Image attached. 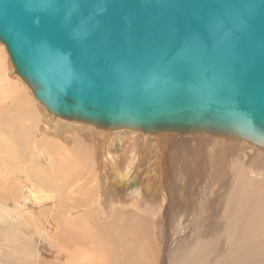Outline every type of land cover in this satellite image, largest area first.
Wrapping results in <instances>:
<instances>
[{
	"label": "water",
	"instance_id": "obj_1",
	"mask_svg": "<svg viewBox=\"0 0 264 264\" xmlns=\"http://www.w3.org/2000/svg\"><path fill=\"white\" fill-rule=\"evenodd\" d=\"M0 43L54 116L264 148V0H0Z\"/></svg>",
	"mask_w": 264,
	"mask_h": 264
},
{
	"label": "rangeland",
	"instance_id": "obj_2",
	"mask_svg": "<svg viewBox=\"0 0 264 264\" xmlns=\"http://www.w3.org/2000/svg\"><path fill=\"white\" fill-rule=\"evenodd\" d=\"M10 65L5 46L0 43V120H6L0 123V264H50L57 247H62L57 242L64 244L62 238L71 244L75 241L76 246L82 242L92 246L91 234L98 241L101 230L91 222L90 215L82 218L83 206L79 204L81 208L73 211L67 206L86 197L87 207L99 206L97 221L110 222L113 212L108 201L114 186L105 180L104 191H95L100 196L96 198L94 189H88L91 185L78 175H87L90 170V165H84L87 159L80 157H87L83 152H92L95 160V144L100 147L102 138L106 143L104 156L109 141V152L113 153L133 137L138 161L128 175L126 190L118 189L119 204L122 211L132 212L135 217L132 225L139 227L142 236L136 233V243L131 247L137 246L139 251L143 248L144 263L264 264L263 150L248 142L214 135L147 136L134 130L119 133L63 120L46 110ZM10 115L18 119L11 122ZM5 124L15 129V144L9 140ZM76 158L79 163L71 164L75 168L71 173L58 163L77 162ZM105 161L103 157L107 167ZM146 182L148 186L143 190ZM40 225L44 229L49 226L44 230ZM113 262L123 264L120 260ZM87 264L94 261L90 259Z\"/></svg>",
	"mask_w": 264,
	"mask_h": 264
},
{
	"label": "bare ground",
	"instance_id": "obj_3",
	"mask_svg": "<svg viewBox=\"0 0 264 264\" xmlns=\"http://www.w3.org/2000/svg\"><path fill=\"white\" fill-rule=\"evenodd\" d=\"M7 52V51H6ZM8 59H9V56H8ZM10 61V60H9ZM11 66V65H10ZM12 68V66H11ZM9 114V113H8ZM7 116V115H6ZM55 117H58V116H55ZM60 118V117H59ZM6 119V117H5ZM9 119H12L11 122H13L14 119H18V116L16 117H13L12 115L9 116ZM63 119V118H61ZM65 120V119H63ZM1 122H5L6 123V120L3 121V120H0V123ZM57 122V121H56ZM77 122V121H75ZM77 124V123H76ZM91 125V124H90ZM3 127V126H2ZM77 127V126H76ZM5 128L7 130V134H8V137H9V140L11 142H14V144L17 142V135L15 133V129L10 127V125L8 124H5ZM4 128V129H5ZM21 129V128H20ZM73 129V128H72ZM116 130V129H114ZM131 130H134V129H131ZM17 131V130H16ZM94 131V130H93ZM106 131V130H105ZM120 133V130L119 128L116 130ZM135 131V130H134ZM21 133V131H20ZM54 133V132H53ZM164 134H171V135H178L176 133H164ZM25 137V136H24ZM112 137V136H111ZM116 137V136H114ZM219 137H222L224 139H228V140H240V141H244V140H241V139H238L236 137H228V136H219ZM93 138V137H92ZM105 138V137H104ZM106 138H110V137H106ZM117 138V137H116ZM132 138V137H131ZM111 139V138H110ZM145 139V138H144ZM106 140V139H105ZM108 140V139H107ZM112 140V139H111ZM134 140L135 138L133 137V139H129L130 143L129 144H126L124 146H122L119 150V152H113V153H110L109 151L110 150V147H109V143H108V147L106 149V151H104V156H103V150L105 148V144L104 143L105 141L103 140L102 138V141H101V144L99 145L100 147L97 146V142L95 144V147L97 148V151L95 150V154L97 152V155L95 157V160L92 158L91 156V153H88L87 152L84 154V152L82 153L83 155H87V157L85 156L84 157H80L79 154H77L80 158H83V159H87V162L85 160L86 163H84V165L87 166L90 165V169L89 172L87 170V175L86 173H78V175H81L83 176V179L85 180V182L88 184V185H91V188H88L89 190H91L92 188L94 189V194L95 196L96 192L100 191V193L102 191H104V184L105 183V180L107 181L108 184H110L111 186H114V188L112 189L111 188V192H112V195L110 196L109 195V201H108V206H109V209L113 212V216H112V219L110 222H107V223H99L96 219V213H100L99 212V206H96V208H92V207H87V201L86 200V197L82 198V199H78L76 200L74 203H71L67 206V210L71 211L72 209H76V207H80V205H82L83 207L81 208L80 212L82 213L81 215L83 216L82 218H87L88 215H90V220L91 222H93V224L95 225V227H97L98 229H100L101 231L99 232V235L100 237L98 236V238H100L98 241H95L93 240V238L96 236L92 235L91 236L93 237L90 242H93L92 246H86L87 245V242H82L81 244L77 245L76 246V243L75 241L72 242L73 244L69 243V241L65 240L67 238H62L61 240L63 241V245H60L58 242L56 245H59V246H62L61 248L57 247L56 251H57V254H56V257L53 259V262H49L50 264H87V261H89L91 259V262L94 261V264H114L113 260L117 261V260H120L122 261L123 264H147L149 261L148 258L147 259V263H144V260H143V255H144V250L143 248H141L142 251H139V247L137 248V246H135L134 248H132V244L135 245L136 243V233L139 234V236H142L140 235V231H139V227H137V225H132L133 222H131L132 218L135 219V217H132L133 214L132 212H124L122 211V209L120 208V191L119 190H126V184H128L127 182L129 181L128 177L132 174L134 168L136 167V162L138 161L136 158H137V154L134 152L135 149H133V143H134ZM9 141V144L7 143L6 145L7 146H10L11 142ZM96 141V140H95ZM94 141V142H95ZM188 141V140H187ZM112 142V141H111ZM246 142V141H244ZM184 143V142H183ZM220 143V142H219ZM249 143V142H248ZM118 144V140L115 139V142H114V146L116 147V145ZM250 144V143H249ZM1 145V144H0ZM93 145V144H92ZM186 145V144H185ZM217 145V144H216ZM252 145V144H250ZM112 146V144H111ZM223 146V145H221ZM255 146V145H253ZM54 147V145H53ZM93 147V146H92ZM261 150L264 151V148L260 147V146H255ZM230 148V147H228ZM76 149V148H74ZM94 149V148H93ZM82 150V149H81ZM134 150V151H133ZM230 150V149H229ZM233 150V149H232ZM258 150V149H256ZM227 151V150H226ZM137 152V151H136ZM183 152V151H182ZM258 152V151H256ZM136 155H135V154ZM220 153V152H218ZM260 153V152H259ZM119 154H121V157L116 159V156H118ZM261 154V153H260ZM66 155V154H65ZM81 155V154H80ZM107 155H109L107 157ZM253 156V155H252ZM262 156V155H261ZM17 157V156H15ZM14 157V158H15ZM103 157H106V161L104 164H107V167H105L103 165ZM79 158V159H80ZM139 158V156H138ZM213 158V157H212ZM248 158V157H247ZM77 160V158H76ZM75 160V161H76ZM94 160V162L92 163V161ZM220 160V159H219ZM52 161V160H51ZM57 161V160H56ZM82 161V160H81ZM258 161V160H257ZM53 162V161H52ZM107 162V163H106ZM57 163V162H56ZM59 165L60 166H63V168L65 166L66 167V170H68L70 173L73 172L75 170V168L73 166H71V164H74V163H79V160H77V162H73V163H68V161H61L59 160ZM250 163V162H249ZM7 164V162H6ZM230 164V163H229ZM228 164V165H229ZM9 165V164H8ZM57 164V166H59ZM16 166H19V165H16ZM55 166V165H54ZM82 166V165H81ZM84 166V168H85ZM264 166V165H263ZM15 167V166H14ZM52 167V166H51ZM78 169V168H77ZM264 169V168H263ZM94 172V173H92ZM53 174V173H52ZM129 175V176H128ZM82 180V179H81ZM229 180V178H228ZM36 185V184H34ZM40 185V184H39ZM83 186V185H82ZM110 186V187H111ZM148 184L147 182L144 184V186L142 187V189L144 190L145 187H147ZM223 186V185H222ZM49 187V186H48ZM47 187V188H48ZM211 188V187H210ZM37 189V188H36ZM119 189V190H118ZM36 192V191H35ZM40 192V191H39ZM77 193V192H76ZM119 196H118V194ZM90 194V193H88ZM98 194V193H97ZM111 194V193H110ZM101 195V194H100ZM106 195V194H105ZM123 195V194H122ZM121 195V196H122ZM53 196V195H52ZM76 196V194H75ZM107 196V195H106ZM70 197V196H69ZM100 196H97L96 198H99ZM219 197V196H218ZM129 197H127L128 199ZM101 200H103V197L100 198ZM99 199V200H100ZM125 199V198H123ZM131 199V198H130ZM126 200L127 202H129V200ZM135 199V198H134ZM138 199V198H136ZM69 200V198H68ZM96 201V200H95ZM137 201V200H136ZM139 203H140V200L138 199ZM98 202V201H97ZM102 203V201H100ZM124 202V201H122ZM99 203V202H98ZM131 203V202H129ZM133 203V202H132ZM97 204V203H96ZM137 204V203H136ZM98 205V204H97ZM103 206V205H102ZM134 207V206H133ZM142 207V206H141ZM140 207V208H141ZM139 208V209H140ZM148 209V208H147ZM150 209V208H149ZM104 210V208H103ZM109 210V211H110ZM129 210V209H128ZM73 211V210H72ZM91 211V212H90ZM105 211V210H104ZM90 214H89V213ZM94 212V214L91 215V213ZM111 212V214H112ZM102 215V213L100 214ZM148 215V214H147ZM152 215V214H151ZM61 216V215H60ZM59 216V218H60ZM77 216V215H76ZM75 216V217H76ZM58 218V217H57ZM73 220V218H72ZM110 220V218H109ZM68 221V220H67ZM71 221V220H70ZM133 221V220H132ZM136 221V220H135ZM72 222V221H71ZM124 222V223H123ZM137 222V221H136ZM39 223V222H38ZM69 223V222H67ZM81 223H84V222H81ZM80 223V224H81ZM89 223V222H88ZM54 224V223H53ZM79 224V223H78ZM92 224V223H91ZM92 224V225H93ZM27 225V224H26ZM39 225V224H38ZM51 225V224H50ZM68 225V224H67ZM87 225V224H86ZM29 226V225H28ZM32 226V225H31ZM40 226H43V225H40ZM47 226L49 225H46V228ZM53 226V225H51ZM65 226V225H64ZM71 226V225H69ZM74 226V225H73ZM81 226V225H80ZM85 226V225H84ZM88 226V225H87ZM55 228L58 229V227L56 225H54ZM75 227V226H74ZM90 226L89 225V228L87 230V233L90 232ZM94 227V226H93ZM94 227V228H95ZM45 228V229H46ZM49 228V227H48ZM53 228V227H52ZM79 228V227H78ZM34 229V228H33ZM43 229H44V226H43ZM44 229V230H45ZM50 229V228H49ZM48 229V230H49ZM63 229V228H62ZM61 229V230H62ZM65 229V228H64ZM70 229V228H69ZM67 229V230H69ZM74 229V228H73ZM76 229V227H75ZM53 230V229H52ZM92 230V229H91ZM51 231V230H50ZM57 231V230H56ZM62 231H65V230H62ZM97 231V230H96ZM48 232V231H47ZM59 232V231H58ZM57 232V233H58ZM76 232H78L76 230ZM84 232V231H83ZM85 232H86V228H85ZM93 232V230H92ZM91 232V233H92ZM95 232V231H94ZM93 232V233H94ZM49 233V232H48ZM55 233V232H54ZM53 233V234H54ZM56 233V234H57ZM63 233V232H61ZM86 233V235H87ZM52 234V235H53ZM89 234V233H88ZM143 234V233H142ZM76 235V234H75ZM98 235V234H97ZM55 236V235H54ZM59 236V235H58ZM65 237V236H63ZM80 237V236H79ZM90 237V236H89ZM81 238V237H80ZM83 238V237H82ZM54 239V238H53ZM77 239V238H76ZM86 239L88 240V236H86ZM81 240V239H80ZM141 240H143L141 238ZM59 241V240H58ZM72 241V240H71ZM84 241V240H82ZM89 241V240H88ZM144 241V240H143ZM141 241V242H143ZM62 244V243H61ZM142 245V244H141ZM70 246H72V248L70 249V251L68 253H65L64 250L68 249ZM84 246H86L85 248H83ZM54 252V251H53ZM90 258V259H89ZM145 259V258H144ZM130 260V261H129ZM133 260V261H132ZM138 260V261H137ZM43 261V260H42ZM129 261V262H128ZM43 264H47V261L46 262H42ZM89 263V262H88Z\"/></svg>",
	"mask_w": 264,
	"mask_h": 264
}]
</instances>
